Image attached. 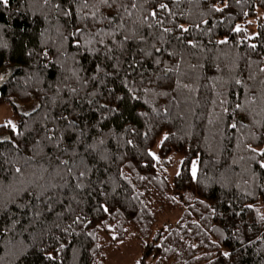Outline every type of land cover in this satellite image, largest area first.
<instances>
[{
    "label": "trees",
    "instance_id": "trees-1",
    "mask_svg": "<svg viewBox=\"0 0 264 264\" xmlns=\"http://www.w3.org/2000/svg\"><path fill=\"white\" fill-rule=\"evenodd\" d=\"M0 77V264H264V0H0Z\"/></svg>",
    "mask_w": 264,
    "mask_h": 264
},
{
    "label": "rangeland",
    "instance_id": "rangeland-1",
    "mask_svg": "<svg viewBox=\"0 0 264 264\" xmlns=\"http://www.w3.org/2000/svg\"><path fill=\"white\" fill-rule=\"evenodd\" d=\"M6 75H4L5 77ZM39 102L37 99H31L29 101H21L18 98L12 100V102H7L0 105V124L7 121H11L12 124H15L14 111L15 109L22 113H29L33 111ZM164 135L159 139L158 143L153 148L152 152L157 156L159 143L162 140ZM182 156L177 153L172 154V163L169 166H166V169L169 173L176 174L179 171L181 164ZM197 164L193 163V171L195 172ZM137 261L141 263L140 252L136 243L127 239L121 241L115 248H113L108 256L107 264H137ZM147 264H155L153 259H149Z\"/></svg>",
    "mask_w": 264,
    "mask_h": 264
},
{
    "label": "snow or ice",
    "instance_id": "snow-or-ice-1",
    "mask_svg": "<svg viewBox=\"0 0 264 264\" xmlns=\"http://www.w3.org/2000/svg\"><path fill=\"white\" fill-rule=\"evenodd\" d=\"M7 2H8V0H3V3L7 4ZM161 7H164V5H161ZM0 78H2V77H0ZM7 125H11V126L13 127V129H15V125H14V124H12V122H11V121H7L5 126H7ZM233 127H235V125H233ZM153 155H155V154L153 153ZM224 255H226V256H227V255H228V253H224ZM137 264H140V262H139V261H137Z\"/></svg>",
    "mask_w": 264,
    "mask_h": 264
},
{
    "label": "water",
    "instance_id": "water-1",
    "mask_svg": "<svg viewBox=\"0 0 264 264\" xmlns=\"http://www.w3.org/2000/svg\"><path fill=\"white\" fill-rule=\"evenodd\" d=\"M4 70H6V68H3V69H2V71H4ZM12 73H13V69H12L11 73L9 74V76L7 77L6 80H8V79L12 76ZM6 80H5V81H6ZM5 81H3V83H4Z\"/></svg>",
    "mask_w": 264,
    "mask_h": 264
}]
</instances>
